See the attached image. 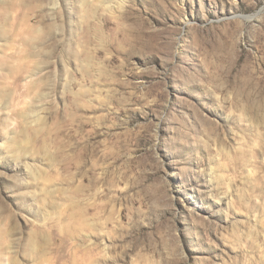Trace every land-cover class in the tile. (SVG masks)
<instances>
[{
	"label": "rangeland",
	"instance_id": "rangeland-1",
	"mask_svg": "<svg viewBox=\"0 0 264 264\" xmlns=\"http://www.w3.org/2000/svg\"><path fill=\"white\" fill-rule=\"evenodd\" d=\"M0 264H264V0H0Z\"/></svg>",
	"mask_w": 264,
	"mask_h": 264
},
{
	"label": "water",
	"instance_id": "water-1",
	"mask_svg": "<svg viewBox=\"0 0 264 264\" xmlns=\"http://www.w3.org/2000/svg\"><path fill=\"white\" fill-rule=\"evenodd\" d=\"M244 18L249 19L250 17L249 16H244Z\"/></svg>",
	"mask_w": 264,
	"mask_h": 264
}]
</instances>
